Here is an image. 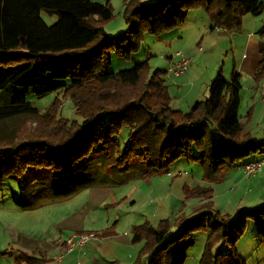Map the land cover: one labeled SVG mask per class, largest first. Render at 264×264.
Wrapping results in <instances>:
<instances>
[{"label": "trees", "instance_id": "trees-1", "mask_svg": "<svg viewBox=\"0 0 264 264\" xmlns=\"http://www.w3.org/2000/svg\"><path fill=\"white\" fill-rule=\"evenodd\" d=\"M123 4L126 29L110 35L104 28L113 19L110 0H0V97H6L3 102L0 98V120L36 114L30 97L56 94L45 113L51 122L47 131H36L30 119L25 133L0 140V179L17 183L18 188L11 189L15 206L30 209L26 184L35 176L50 181L54 198L76 193L81 165L97 158L107 170L105 177L111 173L121 179L117 183L170 174V166L181 158L201 165L202 179L212 183L223 181L251 156L264 155V136L256 138L240 120L241 74L235 69L229 79L217 73L209 95L187 111L172 106L166 71L152 70L149 58L131 68L108 71L114 50L129 58L140 50L145 34L162 38L184 24L193 9H204L212 30L232 32L242 29L245 15L261 14L264 1ZM43 11L56 14L57 20L48 24ZM257 33L260 61L254 80L259 83L264 79V19ZM62 99L73 104L78 118L61 116ZM183 189L186 198L202 196L206 202L195 215L180 214L173 224L162 219L156 225H132L131 242L142 244L133 264H184L201 233L206 239L199 264H247L237 243L253 221L264 244V202L222 213L213 208L211 186L186 184ZM116 224L94 232L98 238L114 235ZM15 260L52 261L40 251L22 250Z\"/></svg>", "mask_w": 264, "mask_h": 264}, {"label": "rangeland", "instance_id": "rangeland-1", "mask_svg": "<svg viewBox=\"0 0 264 264\" xmlns=\"http://www.w3.org/2000/svg\"><path fill=\"white\" fill-rule=\"evenodd\" d=\"M113 2V19L106 23L104 28L110 35H117L125 31L126 22L122 0H113ZM196 10L204 12L201 7ZM41 15L48 24L57 20L56 14L43 11ZM188 20L186 24L190 23L191 17H188ZM199 24L200 22L198 27L201 28ZM179 28L166 32L162 38L150 33L145 34L140 50L129 58L121 57L119 52L114 50L108 71L131 68L136 62L147 58L152 70H165L168 67L170 54L177 50L190 53L191 50H199L197 42L202 35L205 36L210 31L209 28L204 29L201 35L196 37L191 34L190 26L182 38H172L171 35ZM250 31L251 27L239 30L237 33L240 35L233 42L227 33L223 35L211 33L204 37L201 56L195 58L187 72L190 74V79L191 73H194V78L199 77L201 70H205L204 77H207L209 71L214 68H216L215 76L222 71L224 78L229 79L234 61L242 62L244 65L242 85L245 91L250 90L253 83L251 63L259 57V36L253 34L249 37ZM201 86L200 81H197L193 93L196 91L198 99H205L209 95V89L205 88V90ZM174 88H177V85ZM187 89V86H180L182 92ZM173 94H177V90H174ZM55 96L54 93L43 98L31 96L30 100H33L38 108L36 114L18 115L0 120V140H8L13 135L16 137L20 133H25L24 126L30 123L28 122L30 119H34L33 126H36V131H47L51 122H48L49 114L45 113L50 109ZM4 100L6 101V97L2 96L1 102ZM261 101H258L260 105H247L243 95L239 108L242 122L258 139L264 136V102ZM180 107L188 110L187 106ZM60 108L61 116L78 118L69 100L62 99ZM127 130L125 129V132ZM253 160H264V155L251 156L247 159V161ZM104 167L101 158L83 163L78 172L79 191L62 198H54L51 195V184L48 179L44 176L41 178L35 176V179L26 184L27 191H30L25 197V201H30L29 210L15 206L12 201L11 189H17V183L10 179H0V264H17L15 256L20 250L27 253L40 251L51 258V262L61 261L67 255L63 241L74 231H84L83 227H86V231L92 229L94 231L109 227L117 221L116 231L123 236L125 231L131 234L132 225H139L145 221L156 225L162 219H169L173 224L180 214L195 215L194 213L207 198L202 196L186 198L183 189L186 184L191 188L211 186L214 193L211 197L214 209L222 213L234 214L238 207H255L264 201V166L254 174L255 176L244 177V180L241 178L243 168L239 166L228 174L230 179L223 184L222 182L228 178L221 183L203 180L201 165L185 158L175 161L170 166L171 175H158L143 180L136 178L125 183L115 182L121 179H115L111 173L106 178L107 170ZM236 176L242 180L233 182ZM116 202L119 204H115ZM117 219L120 221L118 222ZM205 238L204 233L196 236L195 246L188 251L185 264H199L197 255L204 246ZM261 244L255 223L249 221L244 235L237 243L239 253L247 264H264V244ZM58 246L62 247L60 253L54 252Z\"/></svg>", "mask_w": 264, "mask_h": 264}, {"label": "crops", "instance_id": "crops-1", "mask_svg": "<svg viewBox=\"0 0 264 264\" xmlns=\"http://www.w3.org/2000/svg\"><path fill=\"white\" fill-rule=\"evenodd\" d=\"M106 1L107 0H104L103 2H106ZM110 1H111L113 8H114L113 0H110ZM146 1H153V0H146ZM98 2H102V1H98ZM122 8L124 9L123 0H122ZM196 9L191 10L188 14V17H191L190 23L186 24L189 21L188 17H187V20L184 23L186 26L182 27V25H183L182 24L180 26L179 30L177 32H175V34L171 35L172 38H176V37L182 38L190 26H191V34L193 33L196 37L200 36L201 32L204 29H208V28L210 29V31L208 33H206L205 36L202 35L200 40L197 42V45H199L198 46L199 50L195 49L194 51L191 50V53L187 52L188 54H190L192 56V61L189 64V68H190L191 64L193 63V61L195 60V58L198 56H201L200 51H202V49H203L202 41L204 40V37L211 35V33H219V35H223V33H225V34L227 33L228 36L231 37V41L233 42L240 35L237 33L238 31L230 32L224 28H216V29L212 30L211 29V22H210L208 16L206 15L205 11L202 12V11L196 10ZM201 9L204 10L203 8H201ZM190 13H191V15H190ZM263 19H264V11L259 15H253V14L249 13V14L245 15L244 20H243V26H242L243 30H246L247 28L251 27V31L248 35L249 37L253 36V34L254 35L257 34L259 36L258 51H259V43L261 41V36L257 32H258V29L262 25ZM199 22H200L199 26L201 28L198 27ZM220 33H222V34H220ZM234 35H237V36L234 37ZM191 49H193V48H191ZM177 51H175V52H177ZM175 52L173 54L169 55L168 67L164 70V71H166V75L164 78H165L166 83L169 87V91H170V94L172 97V102H171L172 106L176 109L184 110L180 107V106L184 105V106H187L188 110H189L195 101L201 100V99H198V97H197L198 94H196V91H195V93H193L197 81H200V86H201V84H203V86H201V87H203L204 89L205 88L209 89V84H210L211 80L215 77L214 74L216 72V68H214L212 71L208 70L209 74L207 77H204L205 70H203V71L201 70L199 77L194 78V73H191V79H190V74H187L189 68L186 71L182 72L180 75L175 76L171 72H168V69L171 66V62H173V60H174L173 57H174ZM259 61H260V53H259L258 59H254L253 63H251V66H253L252 71H251L253 83L251 85V89L248 91H245V89L242 85L244 65L242 62L234 61V66L232 68V71H233V69H235L236 71H238L241 74V79H240L241 80L240 106H241V102L243 99V95L247 100V103H248L247 105H252V106L254 104L260 105L258 103V101H261L260 99H262V101L264 102L263 95H262V98H260L261 93H262V87H263L262 81L263 80L260 81L259 83H256L254 80V73L256 71V68H257ZM191 69L193 72H196V70L194 68H191ZM175 85H177V88H174ZM181 85L187 86L188 89L185 92H182L180 90ZM174 90H177V94H173ZM190 94H191V97H189ZM175 101H176V105H174ZM184 111H187V110H184ZM239 117H240V115H239ZM240 120H241V117H240ZM241 122H242V120H241ZM243 125H244V123H243ZM245 128L248 129L246 126H245ZM248 130H250V129H248ZM262 137H260V138H262ZM169 175H171V174H169ZM228 177L229 176H227L226 178H228ZM244 177L245 176L242 173L241 178L243 179ZM229 179L230 178L225 179L222 182V184L229 181ZM140 180H143V179H140ZM238 180H240L239 176H236L235 179L233 180V182L236 183ZM219 183H221V182H219ZM260 204H258V205H260ZM258 205H255V206H258ZM213 208H214V206H213ZM117 220H118V222L120 221V219H117ZM104 228H106V227H104ZM83 229L85 230L86 227H83ZM92 230H88V231H92ZM101 230L102 229H97V230L94 229V231H101ZM60 231L62 232V230H60ZM141 245H142L141 243H135L134 244L131 242V234L129 233V231H125L123 236L121 234L119 235V233H117V231H116L114 235L107 236V237H99L97 239H94L89 244H87L86 246H84L82 248H78L77 250H75V252L67 254L63 258V260L57 261V262H50L49 264H133V262L135 261V259L137 257L138 250H139ZM61 250H62V247L58 246L57 249L54 250V252L60 253ZM202 251H203V247L200 249V252L198 253L197 257L200 258Z\"/></svg>", "mask_w": 264, "mask_h": 264}, {"label": "built area", "instance_id": "built-area-1", "mask_svg": "<svg viewBox=\"0 0 264 264\" xmlns=\"http://www.w3.org/2000/svg\"><path fill=\"white\" fill-rule=\"evenodd\" d=\"M173 58L174 60L173 62H171V66L169 67L168 72H171L175 76H178L182 72L186 71L192 61V56L183 50H178L177 52H175ZM262 82V95L264 98V79ZM263 166L264 160L248 161L244 165H242L243 175L248 178L260 171ZM97 238L98 232L92 231L88 233H79L74 231L70 233L63 241L65 246V254L75 252V250H77L78 248L86 246L89 242Z\"/></svg>", "mask_w": 264, "mask_h": 264}]
</instances>
